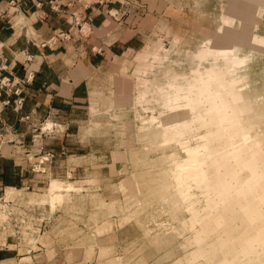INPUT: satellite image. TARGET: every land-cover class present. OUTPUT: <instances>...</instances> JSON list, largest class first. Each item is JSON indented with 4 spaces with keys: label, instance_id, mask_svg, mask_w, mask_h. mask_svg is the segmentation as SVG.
<instances>
[{
    "label": "rangeland",
    "instance_id": "374dc122",
    "mask_svg": "<svg viewBox=\"0 0 264 264\" xmlns=\"http://www.w3.org/2000/svg\"><path fill=\"white\" fill-rule=\"evenodd\" d=\"M150 1L158 15L146 32L145 46L130 62L102 65L107 109L92 110L76 148L59 158L58 170L53 167L56 158L41 171L37 167L45 155L29 157L32 170L43 175L39 189L14 192L0 202V226L12 225L21 241L39 242L41 263L214 264L219 255L223 236L199 240L200 224L192 218L189 203L176 202L181 194L175 196L171 187L181 180L186 182L181 191L189 187L197 195L195 209L206 205L194 181H184L168 166L165 156L172 153L174 140L154 137L149 126L173 115L163 105L176 85L188 84L205 71L235 67L232 88L263 108L264 42L256 40L255 54L242 59L234 55L245 42L244 30L250 36L251 26H241L248 0ZM259 20L256 33L264 38V18ZM176 112L180 118L185 113ZM185 141L195 145L193 138ZM74 153L82 157H71ZM52 179L78 187L53 207L48 194ZM20 195L21 204L10 202Z\"/></svg>",
    "mask_w": 264,
    "mask_h": 264
},
{
    "label": "crops",
    "instance_id": "0c3cea01",
    "mask_svg": "<svg viewBox=\"0 0 264 264\" xmlns=\"http://www.w3.org/2000/svg\"><path fill=\"white\" fill-rule=\"evenodd\" d=\"M42 1L37 8L33 0H0V77L13 75L24 83L21 106L4 108L0 100V202L14 192L39 189L43 175L32 170L29 157L51 154L58 170L59 158L76 148L92 110L107 109L102 65L135 59L158 15L150 0H82L65 9L67 14ZM85 2L88 8L82 7ZM72 13L88 23L89 37L42 47L55 33L71 28ZM48 122L54 128L43 131ZM37 168L45 171L42 165ZM18 197L10 202L20 203ZM11 226H0V264H53L50 259L39 262L43 246L21 241Z\"/></svg>",
    "mask_w": 264,
    "mask_h": 264
},
{
    "label": "bare ground",
    "instance_id": "6f19581e",
    "mask_svg": "<svg viewBox=\"0 0 264 264\" xmlns=\"http://www.w3.org/2000/svg\"><path fill=\"white\" fill-rule=\"evenodd\" d=\"M248 1L241 26L245 22L251 26L250 36L244 30L245 42L234 53L241 59L259 50L256 40L264 42L256 33L259 19L264 18V0ZM232 71L236 68L205 71L188 84L176 85L163 105L173 115L151 122L149 128L154 137H172L175 145L169 149L172 153L165 156L171 163L168 166L184 181L192 179L206 202L199 213L194 201L197 195L189 187L180 190L186 182L180 180L179 185L171 187L175 196L181 194L178 205L189 203L192 218L200 224L196 231L198 239L205 242L220 234L224 238L218 241L219 255L214 257V264H264V103L263 108L258 107L254 98L233 89ZM177 110L185 112L182 118ZM53 128L54 124L48 122L43 131ZM189 137L195 145H187L185 140ZM48 188L53 207L66 196L64 193L78 187L52 179Z\"/></svg>",
    "mask_w": 264,
    "mask_h": 264
},
{
    "label": "built area",
    "instance_id": "2783aa9c",
    "mask_svg": "<svg viewBox=\"0 0 264 264\" xmlns=\"http://www.w3.org/2000/svg\"><path fill=\"white\" fill-rule=\"evenodd\" d=\"M20 0H11L10 3L19 2ZM34 4L37 8H42L44 5V2L42 0H33ZM66 2V3H65ZM76 2H82V0H49V6L50 8L55 12H63L66 13L65 9H70ZM82 7L88 8L90 5L89 3H81ZM67 14V13H66ZM73 17L71 28L68 31L64 32H57L55 33L51 39L48 42H45L42 44V47H53L57 45L59 42L65 41L70 42L74 40L75 38L78 39H85L89 37L91 33V28L88 25V23L82 19L79 15L72 13ZM86 26H88L89 34H85ZM32 75L29 76L28 81L32 80ZM21 84H24L21 81H17L13 75H8L5 77H0V100H2V106L4 108H9L14 105V107L21 106L23 104V98L22 94L23 91L21 90ZM26 121L29 120V117L24 118ZM1 123V122H0ZM2 128H0V132L2 131ZM4 129V128H3ZM10 144H14V142H9ZM54 158L53 155L47 154L44 157H42V160L40 161V165H44L45 163L50 162ZM39 165V166H40ZM36 171V170H34ZM39 171V170H37ZM10 203V202H7ZM13 213H9V216H12ZM13 219V218H12Z\"/></svg>",
    "mask_w": 264,
    "mask_h": 264
}]
</instances>
